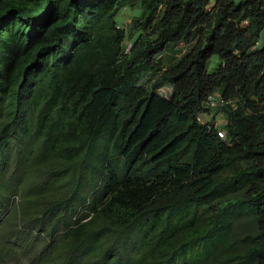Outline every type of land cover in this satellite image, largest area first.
<instances>
[{
	"label": "trees",
	"instance_id": "1",
	"mask_svg": "<svg viewBox=\"0 0 264 264\" xmlns=\"http://www.w3.org/2000/svg\"><path fill=\"white\" fill-rule=\"evenodd\" d=\"M263 31L264 0H0V264H264Z\"/></svg>",
	"mask_w": 264,
	"mask_h": 264
},
{
	"label": "rangeland",
	"instance_id": "2",
	"mask_svg": "<svg viewBox=\"0 0 264 264\" xmlns=\"http://www.w3.org/2000/svg\"><path fill=\"white\" fill-rule=\"evenodd\" d=\"M239 1V0H236ZM141 12V9L139 7H126V8H122L120 9V11L118 12L117 16H116V20L118 21V23L120 24H124L123 26H125L126 28H128L131 18L133 16H137L139 15ZM261 41H264V31L262 33L261 36ZM128 50L131 47V44L128 42L127 44ZM182 49H184V46H182ZM221 59L219 57V55H213L211 57V59L208 61V65H207V70L209 73L215 72L219 63H220ZM160 92L165 96L168 97L170 95L171 92V88L169 86H165L162 89H160ZM212 115L214 117V121L216 122V125L218 127H223L226 123V115L223 114L222 111H219L217 109L211 110ZM208 117H211L210 115Z\"/></svg>",
	"mask_w": 264,
	"mask_h": 264
},
{
	"label": "built area",
	"instance_id": "3",
	"mask_svg": "<svg viewBox=\"0 0 264 264\" xmlns=\"http://www.w3.org/2000/svg\"><path fill=\"white\" fill-rule=\"evenodd\" d=\"M229 104H230V101H226L220 95L212 94L206 99V101L204 103L205 112L201 113L199 115L198 119L200 121H205L206 118L209 116V113H211L210 110H214V109H217V108H220L222 106L229 105ZM210 116H211V114H210ZM223 134H224V131L220 130L219 135L221 136Z\"/></svg>",
	"mask_w": 264,
	"mask_h": 264
},
{
	"label": "clouds",
	"instance_id": "4",
	"mask_svg": "<svg viewBox=\"0 0 264 264\" xmlns=\"http://www.w3.org/2000/svg\"><path fill=\"white\" fill-rule=\"evenodd\" d=\"M215 95H220V94H215ZM217 109H218V108H217ZM215 126L218 128L219 131H220V130H223L222 127H218V126L216 125V122H215Z\"/></svg>",
	"mask_w": 264,
	"mask_h": 264
}]
</instances>
